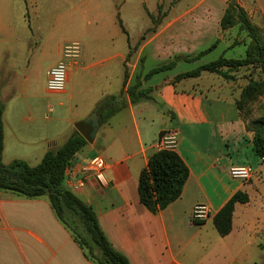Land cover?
Listing matches in <instances>:
<instances>
[{
  "label": "crops",
  "instance_id": "1",
  "mask_svg": "<svg viewBox=\"0 0 264 264\" xmlns=\"http://www.w3.org/2000/svg\"><path fill=\"white\" fill-rule=\"evenodd\" d=\"M238 2L249 15L254 10L264 15V0ZM170 28V23L163 25L138 49L130 44L128 48H114V42L100 44L101 41L94 46L100 44V49L112 50L100 59L93 60V50L91 54L90 50L82 49L78 60H68L67 87L57 94L69 93L68 98L76 105L70 107V117L65 122L57 120L24 128L18 117L11 119L12 107L6 101L9 99L0 91L5 101V140L7 131L12 140H24L25 135L44 140L36 163L26 161L36 166L48 151L57 150L76 130L85 136L88 144L74 158L71 170L78 177L86 163L100 157L106 164L107 186H101L93 177L81 189L74 188L75 178H65L64 186L93 208L105 235L130 264H264V163L254 150L253 133L247 130L229 81L211 73L177 80L178 75L188 72L172 73L180 65L178 62L174 69L143 83L144 88L151 90L147 99L133 104L126 93L141 76L139 62L146 50L154 61L155 57H161V62L145 67L147 72L141 78L151 69L170 62L167 50ZM201 41L198 39L194 47L200 46ZM65 47L56 48L58 59L47 73L62 61ZM30 52L23 62L26 71L31 65ZM1 69L2 64L0 74ZM126 72L128 80L124 86ZM122 92L126 108L103 122L97 113L99 102ZM93 113L99 115L101 124L90 139L91 127L85 121ZM164 132L177 134L176 152L186 163L189 178L181 197L153 214L140 201L139 177L157 152L154 145ZM240 165L253 166L250 180L230 176V168ZM238 192L247 194L249 201L236 204L232 231L222 236L214 218ZM201 204L210 208L211 215L205 221L195 222L192 211ZM33 228L44 233L48 242ZM68 229L49 198L26 199L12 192L0 194V264H98ZM59 235L66 243L72 241L74 248H54L55 237ZM31 240L45 245L47 250L34 248Z\"/></svg>",
  "mask_w": 264,
  "mask_h": 264
},
{
  "label": "rangeland",
  "instance_id": "2",
  "mask_svg": "<svg viewBox=\"0 0 264 264\" xmlns=\"http://www.w3.org/2000/svg\"><path fill=\"white\" fill-rule=\"evenodd\" d=\"M231 4L242 7L238 0H0V91L9 99L6 101L9 108L12 107L11 119L18 117L21 126L30 129L57 120L62 123L70 117V107L73 105L75 108L76 104L68 98L69 93L62 96L48 90L47 70L58 59L56 48L75 41L91 54L93 50V60L96 61L112 50L108 47L100 49V44L109 41L114 42V48H128L130 44L138 49L153 33L170 23L169 60L183 57L172 73L194 70L222 56L245 58L251 42L250 33L241 30L239 25L225 31L220 26V15L223 17ZM248 16L264 34V15L254 10ZM118 17L123 20L128 35L122 31ZM199 28L204 31H199ZM202 36L205 37L201 41ZM198 39L200 46L194 47ZM217 40L220 45L199 59L203 62L195 60L197 53L210 48ZM98 42L101 43L94 46ZM30 50L31 65L26 71L23 62ZM148 51L143 53L139 62L142 73L161 62V57H155L154 61ZM206 74L210 76V73ZM230 74L232 78L227 81L232 85L231 93L236 101L242 99L243 90L251 82L262 83L264 78L257 65L234 70ZM68 76L69 71L67 83ZM243 112L250 123L264 120V86L244 103ZM23 139L12 140L7 131L5 164L14 159L36 163V154L45 146L44 140H34L27 135ZM75 227L84 232L78 219ZM32 230L45 243L48 242L44 233L36 228ZM68 232L74 236L75 232L70 228ZM55 238L57 244L53 245L54 248H74V243H66L61 235ZM31 244L34 248L47 250L45 245L35 240H31Z\"/></svg>",
  "mask_w": 264,
  "mask_h": 264
},
{
  "label": "trees",
  "instance_id": "3",
  "mask_svg": "<svg viewBox=\"0 0 264 264\" xmlns=\"http://www.w3.org/2000/svg\"><path fill=\"white\" fill-rule=\"evenodd\" d=\"M151 18L154 20L152 16ZM118 22L122 31L128 35L120 17ZM237 25L241 30L249 32L251 37L245 58L232 59L222 56L216 61L181 73L177 76V80L198 78L203 73L216 74L225 80H230L231 71L254 65H257L264 75V34L250 21L242 7L231 4L226 9L220 26L225 31ZM218 44L217 40L210 48L196 55L195 60L212 52ZM181 60L183 57L177 56L172 61L151 69L143 78L139 76L135 85L126 91L131 102L136 104L147 99L151 90L144 88L143 83H147L156 74L174 69ZM127 80L128 72L125 75L124 86ZM262 86H264V78L262 83L251 82L243 90L242 99L236 103L247 130L253 133L254 150L264 163V120L250 123L243 112L244 103L249 101ZM123 97L124 92L116 96H107L99 102L97 113L103 122H107L126 108L127 103ZM4 112L5 101L0 97V194L12 192L26 199L49 198L59 219L75 232V240L89 257L95 259L98 264H130L128 258L116 250L105 235L93 208L64 186L67 168L89 140L76 130L61 147L48 151L36 166H31L21 159L5 164ZM188 178L189 169L176 151H157L139 177L138 192L141 203L153 214L165 210L181 197ZM248 201L247 194L238 192L215 216L214 224L222 236H227L232 231L236 204H245ZM77 219L83 225V233L75 227Z\"/></svg>",
  "mask_w": 264,
  "mask_h": 264
},
{
  "label": "built area",
  "instance_id": "4",
  "mask_svg": "<svg viewBox=\"0 0 264 264\" xmlns=\"http://www.w3.org/2000/svg\"><path fill=\"white\" fill-rule=\"evenodd\" d=\"M81 51L82 47L78 41L72 42L65 47L63 52L65 60L52 67L47 73V88L50 92L62 93L65 91L69 69L68 60H78L81 56ZM154 146L157 151H176L178 146V136L175 132H164ZM105 169V161L102 158L97 157L85 164L78 177H75L71 167H68L65 173V178L68 180L75 178V189L85 187L90 177L95 178L101 186H107V182L104 178ZM229 172L233 179L248 181L254 174V168L251 165L233 166L230 168ZM210 215V208L204 204L195 206L192 211V219L195 222L205 221L210 218Z\"/></svg>",
  "mask_w": 264,
  "mask_h": 264
},
{
  "label": "water",
  "instance_id": "5",
  "mask_svg": "<svg viewBox=\"0 0 264 264\" xmlns=\"http://www.w3.org/2000/svg\"><path fill=\"white\" fill-rule=\"evenodd\" d=\"M85 124L91 127L89 138L93 139L100 127V117L97 113H93L86 121Z\"/></svg>",
  "mask_w": 264,
  "mask_h": 264
}]
</instances>
